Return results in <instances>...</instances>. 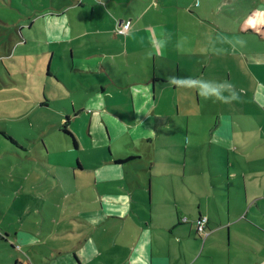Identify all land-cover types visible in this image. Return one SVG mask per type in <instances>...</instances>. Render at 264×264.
<instances>
[{
  "label": "crops",
  "instance_id": "1",
  "mask_svg": "<svg viewBox=\"0 0 264 264\" xmlns=\"http://www.w3.org/2000/svg\"><path fill=\"white\" fill-rule=\"evenodd\" d=\"M235 1L0 0L1 38L12 42L15 54L8 57L19 56L25 69L23 79L15 80L5 67L12 78L5 86L20 89L13 94L17 103L30 106L7 116L33 126L32 112L46 113L53 104L62 116L34 137L0 125L6 138L0 153V234L6 237L0 264H264V4ZM216 6L227 13L242 9L237 34L263 44L238 52L251 79L249 97L232 100L237 109L223 102L224 113L215 114L207 142L226 165H165L164 155L172 151L167 146L176 138L167 123L180 116L177 94L204 77L213 85L217 69L203 61L197 73L191 53L182 63V36L188 35L186 45L198 36L185 29L181 16L184 10L207 17ZM126 21L132 26L121 35L117 30ZM219 54L229 56V49ZM223 81H231V73ZM185 93L183 103L190 106ZM196 96L201 105L200 90ZM205 98L211 102L207 88ZM48 127L65 140L68 161L53 157L44 140ZM235 153L245 162L230 165ZM27 165L49 168L48 183L31 182ZM49 165L66 167L53 171ZM38 184L41 203L34 209L31 190ZM219 184L228 190L227 214L214 199L213 216L211 193L206 210L196 194ZM16 202L17 218L10 214ZM67 204L79 206L71 214L64 212ZM192 206H199L196 216ZM204 215L208 235L201 245L194 218ZM2 219L13 232L1 228ZM14 223L22 226L14 229ZM216 237L226 243L222 258L212 250Z\"/></svg>",
  "mask_w": 264,
  "mask_h": 264
},
{
  "label": "rangeland",
  "instance_id": "2",
  "mask_svg": "<svg viewBox=\"0 0 264 264\" xmlns=\"http://www.w3.org/2000/svg\"><path fill=\"white\" fill-rule=\"evenodd\" d=\"M200 1V0H199ZM239 1H246L248 4H264V0H237ZM237 1H235V5L237 6ZM234 5L229 4V7H233ZM247 8L248 6L245 5ZM227 12L222 11L221 7H215V10L213 13L210 14V12H205L207 17H200V15H197V12L195 16L190 17L188 11L183 10V14L181 16L183 21V26L185 29H187L188 32L192 34H196L198 37L190 36L191 38V44L190 42L185 44L184 38L188 36H182V42H184V45L180 47V55L182 63H186L188 61V58L185 57L187 53H191L192 57L191 60L198 61V68L197 73H200L201 67L199 66L200 62L206 61L208 62V69L211 70L213 65H215L214 70V80H212L213 85H207L206 79H209V77H204L200 80V82L192 83L191 85H187L186 88H191L187 90H183V92L177 94V103L181 106L180 108V116L177 117L174 123H167L169 126V130L175 131L176 138H174V142L172 141V145H169L167 147H172L171 153L168 155L165 153L164 155V163L165 165H226L223 159H221L218 154L211 152L208 144V139L210 136V130L211 127H213L215 122V114L216 112L221 113V111L224 109L221 106V103L225 102L230 103L231 108H235L236 104L232 100H239L248 98L249 94L246 93L249 92L251 87V79L249 77L248 68L246 65H243L240 60L241 57L238 54L239 49L244 50L246 49L249 51L254 46H263L261 41L256 39H244L243 36H239V18L240 14L242 13V9H239L238 7L230 8L227 10ZM229 14L228 16L221 15ZM248 13V11H247ZM203 19L207 20V22H204ZM190 27H189V26ZM196 27V28H195ZM6 33L2 32L0 33V125H6L11 132L14 134H26L29 136H37V130L41 127H46V123L53 121L56 122L57 120H61L62 116L58 113L59 108L61 106L59 104H53L52 110H49L46 113H42L38 110H34L31 117L32 125H30L29 120H23V121H13L10 119V117L17 115V112L20 109H29V104H26L25 102L21 101L20 103H17V98L13 96L14 92H18L16 90H20L17 87L10 88L6 87L5 85H9V82H12V78L8 76V74L5 71V67L9 70V72L14 76L15 80H21L23 75L21 72L25 70L23 67V63L20 64V57L16 56L14 58L8 57L10 55L11 57L15 54V47H13L12 42L8 40V38L2 39V35ZM195 38H197V48L195 46ZM208 41L205 42V39ZM225 42V43H223ZM223 45V46H222ZM229 45V47H228ZM8 46V47H7ZM195 46V47H194ZM223 47V48H222ZM229 49V56L224 54L223 56H220V52L226 51ZM20 51V49H19ZM19 51L16 53L19 54ZM201 56H204L203 58ZM29 62V61H28ZM211 68V69H210ZM35 68H33V71ZM31 71V72H33ZM227 73H231V81H228V83L224 82L223 79L227 77ZM36 80L37 84H39L38 77L36 75H31ZM181 81H186V77H184L183 74H181ZM41 87V86H40ZM194 87H197V91H195ZM207 88V97L211 100V102H208L205 98V89ZM200 90V98H201V105L197 104V100L199 99L198 96H196V92ZM188 92V100H191V105L187 106L188 104L183 103L185 99L183 98L186 94L185 92ZM229 97V99H228ZM25 109V110H27ZM192 113H190V111ZM222 111V112H223ZM227 112V111H226ZM224 113V112H223ZM189 114H192V116H195L188 120L187 116ZM10 117H8V116ZM43 115V116H42ZM187 115V116H186ZM61 118V119H60ZM75 130H79L81 124H75L73 125ZM239 128L241 129V126L239 125ZM48 134L44 136V140L46 144L48 145L50 151L52 152L53 157H61L62 160L68 161L70 159V156L68 154V147L64 139L59 134V131L56 127H48ZM243 134H241V139L243 138ZM6 138L1 134L0 132V153L5 148L4 146V140ZM237 141V139H236ZM169 143V142H167ZM171 144V143H169ZM232 144V143H230ZM40 149L41 145L39 144ZM175 152V153H174ZM174 153V154H173ZM259 157V156H258ZM174 158V160H172ZM241 160L242 163H244L243 157H240L239 154H231L229 156L230 159V165H238L237 159ZM178 160H181L179 162ZM254 160V156L251 157V159L248 162H252ZM3 161H5L3 159ZM0 162L2 163V159L0 158ZM247 162V165H250ZM50 170L57 171L63 170L64 166L66 165H49ZM28 168L32 170V177L30 179L31 182L36 181L37 183H44L50 180L51 174H49V168L46 166L36 165L35 167L33 165H27ZM68 167V165H67ZM210 174V172H209ZM70 179V177H68ZM169 179V178H167ZM176 179V185L179 187V190H182V185L179 182V178H172V180ZM40 184H38V188H34L31 190L33 194L36 196L34 197V200L32 201L34 209L38 208L41 203V195H42V188L39 187ZM50 184V183H49ZM233 184L237 185V182H234ZM182 185V186H181ZM209 189L203 190L204 193L196 194L197 196V202L200 201V199L203 197V203H204V210L208 208L207 202L208 199L207 193H211L212 199L210 200L209 207L211 208V214L214 216L216 213L214 211V204L213 201L216 199V205L219 207L221 212H224V214H227V188H224V184H219L216 187H211L209 185ZM189 188V187H188ZM239 187L232 188V191L230 194H233L234 192H238ZM200 193V192H199ZM254 193H257V190H254ZM224 194V195H223ZM229 194V193H228ZM241 194V190H240ZM253 194V195H255ZM238 195V194H235ZM239 196V195H238ZM222 198V200L220 199ZM234 196L232 195V199ZM183 199V197L181 198ZM192 199V198H190ZM231 201V204L233 200ZM226 200V202H225ZM62 205V204H61ZM29 206V205H27ZM79 205H64V212L67 210L73 214L75 213V208H77ZM21 207V203L16 202V204L12 205L10 214L12 217H18V213L16 212V208ZM81 208V207H79ZM34 212V210H32ZM197 212H199V206H192L191 214L193 216H196ZM24 215L27 216V212L24 213ZM28 217V216H27ZM204 218H207L206 215L203 216ZM33 220H37V218H33ZM199 219L194 218V223L197 227ZM4 226H1V228L4 229V227H7L8 224H10L9 220H3ZM15 227L14 229L18 228L20 229V226L22 224L14 223ZM8 231L13 232L12 229L7 227ZM207 233V231H206ZM170 238V236H167ZM218 240L214 242L212 245L213 252H216L217 258H222L223 255V249L226 246L225 241L223 239H220L219 237H216ZM161 240V238H159ZM173 241H175L174 238H172ZM198 241L201 245H203L204 238H199ZM1 243V242H0ZM213 243V242H212ZM217 244V245H215ZM220 245V246H219ZM143 260H145L147 263H150L147 258L142 257ZM221 263V261L219 260ZM56 264V263H55Z\"/></svg>",
  "mask_w": 264,
  "mask_h": 264
},
{
  "label": "built area",
  "instance_id": "3",
  "mask_svg": "<svg viewBox=\"0 0 264 264\" xmlns=\"http://www.w3.org/2000/svg\"><path fill=\"white\" fill-rule=\"evenodd\" d=\"M131 26H132L131 21L123 22L121 24L120 28L117 30V32L119 34H121V35L126 34L130 30ZM207 223H208V219L203 217L202 219H200L198 221V224H197L198 233L200 235H202L204 239L208 235V233H206V231H205V228H206Z\"/></svg>",
  "mask_w": 264,
  "mask_h": 264
},
{
  "label": "trees",
  "instance_id": "4",
  "mask_svg": "<svg viewBox=\"0 0 264 264\" xmlns=\"http://www.w3.org/2000/svg\"><path fill=\"white\" fill-rule=\"evenodd\" d=\"M202 218H203V217H200L199 220L202 219ZM208 222H209V221H208ZM207 224H208V223H207ZM206 226H207V225H206ZM205 231H206V228H205ZM5 238H6V237H5L4 235H1V234H0V240H4Z\"/></svg>",
  "mask_w": 264,
  "mask_h": 264
}]
</instances>
